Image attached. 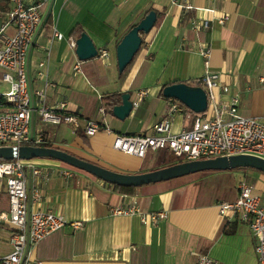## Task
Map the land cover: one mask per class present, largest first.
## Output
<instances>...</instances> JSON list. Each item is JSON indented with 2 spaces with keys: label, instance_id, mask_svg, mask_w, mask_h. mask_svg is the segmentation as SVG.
I'll list each match as a JSON object with an SVG mask.
<instances>
[{
  "label": "crops",
  "instance_id": "0c3cea01",
  "mask_svg": "<svg viewBox=\"0 0 264 264\" xmlns=\"http://www.w3.org/2000/svg\"><path fill=\"white\" fill-rule=\"evenodd\" d=\"M54 1L37 40L41 36L47 43L52 23L59 26L62 19L59 27L63 31L69 33L80 23L96 47L108 50L106 56L80 62L64 39L53 42L48 71L56 86L48 103L55 106L58 100H65L67 110L81 119L74 132L67 123L52 125V130H45V125L34 132L54 146L122 172L159 167L155 150L139 157L113 148V135L103 126L114 132L153 133V124L168 115L173 99L162 95V87L200 77L204 72L200 49L204 46L210 48V66L220 81L230 87L229 93L239 96V112L264 115V0H62L67 8L60 5L56 12ZM149 8L156 10V21L148 32L141 33L139 49L119 72L115 46ZM44 45L36 42L31 57H40ZM75 61L78 70L73 69ZM139 88H146L148 94L123 119L103 104V96L113 92L128 91L135 99ZM102 105L104 112L99 110ZM170 116L173 131L190 124L182 112ZM88 118L101 124L91 136L83 130ZM30 159L41 171L27 172V190L40 189V197L31 207L82 222L77 228L66 224L31 244L27 254L32 259L47 264H199V254L205 253L211 259L208 264H259L248 222L232 211L222 214L217 207L219 200H233L237 195L240 179L235 170L190 173L120 192L112 183L58 159ZM64 170L70 173L64 174ZM231 175L237 178L233 186L220 188L222 179L217 178ZM133 202L144 211L164 209L168 216L158 224H144L138 213L113 212L115 207ZM7 206L0 183V210ZM12 231L10 224L0 223V253L11 249Z\"/></svg>",
  "mask_w": 264,
  "mask_h": 264
},
{
  "label": "built area",
  "instance_id": "2783aa9c",
  "mask_svg": "<svg viewBox=\"0 0 264 264\" xmlns=\"http://www.w3.org/2000/svg\"><path fill=\"white\" fill-rule=\"evenodd\" d=\"M6 7L0 9V145L44 142L43 135L34 134V116L45 125L67 123L74 132L80 122L77 113L66 108L65 100H58L55 106L48 103V97L56 86L49 75V62L53 42L64 39L75 51L76 36L61 32L55 23L50 27L46 45L41 47L42 55L31 57V50L45 22L52 0H2ZM227 16L220 18L224 20ZM207 25V23H204ZM204 72L193 82L206 93V108L194 112L177 99H172L167 116L153 124V133L114 132L108 125L103 129L113 135L112 147L139 157L148 151L164 149L179 160L214 157L236 153H249L264 158V115L261 117L243 115L239 112V96L229 93L230 87L222 83L218 73L210 66L211 51L208 46L200 49ZM105 47H97V55L106 56ZM78 70V61L73 64ZM148 94L146 88L136 91L132 99V109ZM228 94V97L222 95ZM209 109V113L206 111ZM101 112L105 106H100ZM182 112L191 119L189 127L179 131L172 129L171 112ZM202 114V116H200ZM101 124L94 119L84 120L83 130L88 136L96 133ZM30 171L39 174L40 169L30 158L0 159V183L4 185L8 206L0 210V223L13 227L9 237L11 249L0 253V264H47L40 259H32L27 250L50 232L66 224L79 227L80 220L68 221L63 215L49 209H35L31 202L40 197V189L26 188V176ZM64 170V174H69ZM255 186L246 179L237 183V195L233 200L217 202L220 213H237L248 222L255 237L254 250L259 264H264V199L254 192ZM114 213H138L144 224H158L167 218L164 209L144 211L137 202L127 207H115ZM199 264H208L211 259L201 253Z\"/></svg>",
  "mask_w": 264,
  "mask_h": 264
},
{
  "label": "water",
  "instance_id": "95a60500",
  "mask_svg": "<svg viewBox=\"0 0 264 264\" xmlns=\"http://www.w3.org/2000/svg\"><path fill=\"white\" fill-rule=\"evenodd\" d=\"M156 18V10L150 9L122 35L115 46L116 63L119 72H122L132 60L141 45V33L148 32L154 25ZM75 53L79 59H88L97 55V47L87 32H83L76 37ZM161 93L165 97L179 100L194 112H200L206 108V93L200 85L186 81L172 82L165 84L161 89ZM110 109L112 114L118 118L123 119L128 116L132 110L130 93L128 91L122 92L120 102L113 104ZM37 156H48L58 159L107 182L124 186H139L199 171L227 170L240 166L252 167L264 172V158L249 153L179 160L146 171L122 172L86 160L54 145H0V158L2 159L32 158Z\"/></svg>",
  "mask_w": 264,
  "mask_h": 264
},
{
  "label": "rangeland",
  "instance_id": "374dc122",
  "mask_svg": "<svg viewBox=\"0 0 264 264\" xmlns=\"http://www.w3.org/2000/svg\"><path fill=\"white\" fill-rule=\"evenodd\" d=\"M61 2H62V0H55L54 1V3H53V9H54V11L56 12L57 11V7H60V5H61ZM61 7L62 8H67V6H66V4L63 6V5H61ZM57 14V13H56ZM0 19H2V15H0ZM63 23H62V19H61V21L59 22V26L60 25H62ZM56 25H57V28L61 31V32H63L65 35H67L68 34V32H65L66 30H62L59 26H58V23H56ZM144 33V32H143ZM37 43L39 44V45H44V44H46L45 43V40L40 36L39 38H38V40H37ZM63 43H65L64 45L66 46L67 45V43H66V41H64L63 40ZM54 47V46H53ZM53 47H52V50H53ZM89 59V58H88ZM77 60L78 61H84V60H86V59H79V58H77ZM2 88H4V89H6L7 88V85L6 84H4V85H2V86H0V89H2ZM207 113H209V109L206 111ZM200 116H202V114H200ZM190 124H191V119H190ZM189 124V125H190ZM43 126H45V123H43V122H41L39 119H38V117H37V115H35L34 116V132L38 129V128H43ZM46 128H45V130H52L53 128H54V126H52V125H46L45 126ZM189 127V126H188ZM37 132V131H36ZM170 155H172L171 153H169ZM170 155H167L166 154V156H170ZM174 156V155H173ZM155 157V156H154ZM146 160H143V163H142V167L144 168L145 167V162ZM155 163H156V161H155ZM79 169V168H78ZM235 171H237V178L238 179H246V180H249L250 182H252L253 184H254V186H255V189H254V192H257V193H259L261 196H262V198L264 199V173H261V172H258V171H255V170H242V169H234ZM142 171V170H141ZM218 171V170H217ZM195 173H205V172H203V171H199V172H195ZM218 173V172H217ZM237 178L235 177V176H233V175H231V176H227V177H223V178H217V179H222V182L220 183V185H219V187L221 188V187H223V189L224 188H228V187H230V186H233L232 185V182H235L236 180H237ZM213 179H215V178H213ZM219 182H220V180H219ZM231 183L229 186H227L226 185V183ZM234 184V183H233ZM222 185V186H221ZM215 186H217V185H215ZM218 187V186H217ZM220 188L219 189H217L216 191H220Z\"/></svg>",
  "mask_w": 264,
  "mask_h": 264
},
{
  "label": "trees",
  "instance_id": "16d2710c",
  "mask_svg": "<svg viewBox=\"0 0 264 264\" xmlns=\"http://www.w3.org/2000/svg\"><path fill=\"white\" fill-rule=\"evenodd\" d=\"M6 7V4L0 0V9H4ZM151 8H149L148 10H146L145 13H147ZM83 32H86L84 30V28L81 26L80 23H77L70 31L69 33L74 35V36H79L81 35ZM142 43V42H141ZM137 52V51H136ZM131 62V61H130ZM129 62V63H130ZM128 66V65H127ZM126 69V68H125ZM124 69V70H125ZM123 70V71H124ZM122 71V72H123ZM175 82H178V81H175ZM189 83H193V81H188ZM170 83V82H169ZM168 84V83H166ZM165 85V84H164ZM103 99H104V102L103 104L106 106V107H111L113 104L115 103H118L120 102L121 100V93L120 92H113V93H109V94H106L103 96ZM24 144H43V145H53L51 142H48V141H44V142H25ZM155 152V155L157 157V161L159 162V166H162V165H166V164H169V163H172V162H175V161H179V159H177L175 156L173 155H170L169 152H166L164 149H157L154 151ZM167 155H170V156H166ZM2 159V158H0ZM64 164L68 165L69 167H72V168H76L72 165H69L65 162H63ZM78 169V168H76ZM234 169H242V170H255V171H258V172H261V173H264L258 169H255V168H252V167H247V166H240V167H234L232 169H227L228 170H234ZM206 171H217V170H206ZM206 171H203V172H206ZM218 171H224V170H218ZM114 186V189L115 190H118L120 192H129V191H132L134 189L135 186H124V185H117V184H113Z\"/></svg>",
  "mask_w": 264,
  "mask_h": 264
}]
</instances>
